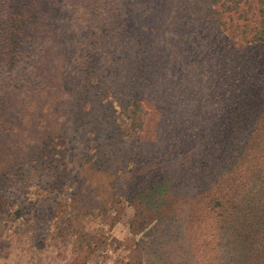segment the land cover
Segmentation results:
<instances>
[{"label":"rangeland","instance_id":"rangeland-1","mask_svg":"<svg viewBox=\"0 0 264 264\" xmlns=\"http://www.w3.org/2000/svg\"><path fill=\"white\" fill-rule=\"evenodd\" d=\"M114 2L126 16L122 24L143 39L144 55L154 61L153 82L161 86L153 97L162 109L157 111L158 124L151 126L150 151L144 152L141 161L150 164L145 171L151 175L174 177L170 171L177 164V150L172 145L187 136L182 133L187 127L193 132L192 145L205 142L201 141L203 127L208 131L216 124V116L221 115V90L228 92L231 70L226 61L243 51L222 34L207 0ZM44 12V27L31 35L17 68L0 72V264H157L155 254L144 256L150 249L144 233L134 236L129 231L134 210L127 198L132 195L120 177L124 172L129 177L127 172L134 167L129 164L126 171H118L119 166H109L107 170L105 164L106 171L82 185V167L78 165L92 155L101 135L95 138L82 128L75 130L71 117L77 112L75 93L82 83L78 68L86 57L83 50L88 48L89 29L97 22L86 0H46ZM106 48L96 55L106 76L122 80L130 75L128 47L111 42ZM248 54L261 59L264 50ZM22 81L33 89L28 91L24 85L19 90L11 88ZM171 93L176 98L173 105L162 100ZM104 101L119 111L120 95ZM180 111L185 121H176ZM157 150L159 154L154 153ZM45 159L57 166L48 175L39 170ZM60 172H65L63 180L56 177ZM107 172L116 173L117 185L111 186ZM173 179L171 205L178 207L183 196L175 189L179 181ZM97 187L101 198L93 201L89 190ZM167 200L160 190L143 198L157 216L166 212L164 207H154ZM97 201L105 208L85 214L83 205L92 211ZM174 221L161 230L169 231L170 237L162 235L155 241L152 249L158 250L157 255L176 243L170 240L183 222Z\"/></svg>","mask_w":264,"mask_h":264},{"label":"trees","instance_id":"trees-1","mask_svg":"<svg viewBox=\"0 0 264 264\" xmlns=\"http://www.w3.org/2000/svg\"><path fill=\"white\" fill-rule=\"evenodd\" d=\"M45 1L0 0V72L17 68L31 35L44 27L41 19L46 16ZM207 1L222 34L239 45L243 54L231 55L226 61L231 70L228 92L221 90V115L216 116V124L208 131L203 127L201 141L205 142L192 145L193 132L187 127L182 132L187 136L172 145L177 150V164L170 171L174 177H170L151 175L145 171L150 164L141 161L144 152L150 151L147 148L151 145V126L158 124L157 111L162 109L157 108L153 97L156 88L161 87L155 86L152 79L154 61L144 55L145 43L140 35L122 24L126 16L114 0H86L97 25L89 29L88 48L83 50L87 51L86 57L78 68L82 83L75 93L77 112L72 114L71 124L75 130L82 128L95 138L101 135V140L78 167H82V185L93 182L90 177L98 172L106 171L105 164L107 170L109 166H119L118 171H126L129 164L134 167L127 172L129 177L126 178V172L120 177L132 195L127 198L134 210L129 231L134 236L144 233L150 247L144 256L155 254L157 264H264V56L257 59L248 54L264 50V0ZM111 42L128 47L132 73L122 80L109 79L96 61V55ZM24 84L14 82L11 88L19 90ZM24 86L28 91L33 89ZM118 95L116 111L113 103L104 100H115ZM162 100L172 101L173 105L176 98L171 93L163 95ZM4 110L5 105L1 113ZM179 116L176 121L186 120L183 112ZM156 146L161 147V143ZM45 160L39 170L48 175L57 166H53L52 160ZM75 173L78 178L79 173ZM64 174L60 172L56 177L63 180ZM173 178L179 181L175 189H180L183 196L178 207L172 206ZM107 179L111 186L119 182L116 173H108ZM171 181L172 185L166 188L165 183ZM159 190L168 200L154 208L164 207V216L154 215L152 205L143 201L146 195ZM89 192L93 201L100 197L99 187ZM135 199L142 200L143 205ZM96 204L92 211L83 205L85 214L105 208L99 207V201ZM174 209L180 216L174 215ZM180 219L184 226L176 228L170 240L176 243L157 255L158 250L152 249L155 241L162 235L170 237L169 231L161 230Z\"/></svg>","mask_w":264,"mask_h":264}]
</instances>
